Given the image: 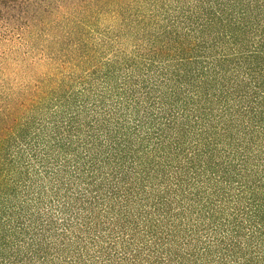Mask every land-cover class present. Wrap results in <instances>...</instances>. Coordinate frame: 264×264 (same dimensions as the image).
I'll list each match as a JSON object with an SVG mask.
<instances>
[{
    "label": "trees",
    "instance_id": "16d2710c",
    "mask_svg": "<svg viewBox=\"0 0 264 264\" xmlns=\"http://www.w3.org/2000/svg\"><path fill=\"white\" fill-rule=\"evenodd\" d=\"M0 264H264V0H0Z\"/></svg>",
    "mask_w": 264,
    "mask_h": 264
}]
</instances>
